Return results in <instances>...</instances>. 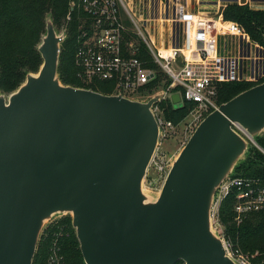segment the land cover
<instances>
[{
	"label": "water",
	"instance_id": "obj_1",
	"mask_svg": "<svg viewBox=\"0 0 264 264\" xmlns=\"http://www.w3.org/2000/svg\"><path fill=\"white\" fill-rule=\"evenodd\" d=\"M65 40L47 15L38 72L0 92V264H32L56 215L71 217L85 264H235L212 211L218 187L264 132V83L203 119L151 197L143 190L159 142L151 108L163 95L142 102L63 85ZM171 102L180 107L178 94Z\"/></svg>",
	"mask_w": 264,
	"mask_h": 264
},
{
	"label": "built area",
	"instance_id": "obj_2",
	"mask_svg": "<svg viewBox=\"0 0 264 264\" xmlns=\"http://www.w3.org/2000/svg\"><path fill=\"white\" fill-rule=\"evenodd\" d=\"M133 1H71L62 28L67 38L73 12L77 11L73 63L75 77L81 84L111 83L110 95L142 102L158 94L163 95L160 101H171V96L178 94L180 105L183 101L193 104L188 116L178 125L165 120L157 104L151 108L159 128V142L146 176L150 184L159 183L160 189L171 160L159 151L162 142L175 137L183 125V132L190 137L203 119L220 106L217 91L221 84L245 82L256 86L264 83V48L253 42L239 24L223 18L227 4L264 11V0H245L243 4L240 0H212L206 4L208 6L195 0L197 10L190 8L188 0H138L141 18L137 21ZM206 8L215 9L211 12ZM220 8L222 12L218 15ZM125 19L135 30L127 26ZM137 22H142L148 39ZM154 24L159 25L157 38L151 33ZM142 50L149 58L139 57ZM178 57L180 65L176 62ZM153 65L165 76L155 88L152 84L157 73ZM166 81L169 84L164 86ZM232 128L249 141L242 128L237 125ZM232 193L235 223L264 209V185L256 179L231 175L216 191L212 218L218 219L221 203ZM220 237L227 256L235 264H251L253 256L234 250L231 242ZM47 263L62 264L56 248Z\"/></svg>",
	"mask_w": 264,
	"mask_h": 264
},
{
	"label": "trees",
	"instance_id": "obj_3",
	"mask_svg": "<svg viewBox=\"0 0 264 264\" xmlns=\"http://www.w3.org/2000/svg\"><path fill=\"white\" fill-rule=\"evenodd\" d=\"M76 0H0V92L6 95L14 92L24 81L28 73L36 74L42 64L37 46L45 31V18L51 15L54 26H62L69 12V3ZM69 23L68 36L61 45L58 75L60 82L66 86L90 89L104 95H110L113 85L97 82L93 86L81 84L75 77L74 40L77 32V11L73 12ZM223 18L239 24L250 36L253 42L264 48V11L251 10L247 5L227 4ZM22 30L21 36L11 37L12 29ZM139 57L149 58L142 50ZM152 68L157 73V79L152 84L155 88L165 80L164 74L155 65ZM166 81L164 86H167ZM253 87L251 83L234 82L221 84L217 91L219 105L229 101L238 94ZM179 91V89H176ZM165 120L174 125L180 124L188 116L193 104L183 101L180 107L174 106L170 100L157 103ZM263 146L264 139L256 140ZM232 176L256 179L264 185V155L254 146H250L245 159L240 162ZM235 196L232 193L218 209V221L225 226L226 240L231 242L234 250L249 255L251 264H264V209L250 214L240 225L234 221L233 206ZM56 248L62 264H85L79 250V244L71 225V217L66 216L56 223H50L37 243L32 264H48L49 255ZM176 264H184L178 261Z\"/></svg>",
	"mask_w": 264,
	"mask_h": 264
},
{
	"label": "rangeland",
	"instance_id": "obj_4",
	"mask_svg": "<svg viewBox=\"0 0 264 264\" xmlns=\"http://www.w3.org/2000/svg\"><path fill=\"white\" fill-rule=\"evenodd\" d=\"M189 1V5H190V8L192 10L195 9L196 7V10H197V4L195 2V0H188ZM212 0H199L200 3H202V6H208L206 4H208V2H210ZM199 3V4H200ZM133 4H134V10H135V20H140V14L139 13V4H138V0H134L133 1ZM215 8H212V9H209V8H206V10H210L211 12L214 11ZM201 11V9H200ZM143 14V13H142ZM125 23L127 24L128 27H130L131 29L135 30V27L133 24L129 23L126 19H125ZM139 24V26H141L140 30L143 34V36L148 39V36L147 34L145 33L143 27H142V22H137ZM55 29L58 31V32H63V28L62 26H55ZM152 35L155 36L156 38L158 37V33H159V25L158 24H154V28H153V31H151ZM8 35L11 36V37H14V36H21L22 35V30L16 28V29H12L8 32ZM185 129V126H181L179 132L177 133V135L175 137H172L171 139L169 140H166V141H163L162 144L159 146V151L164 153L167 158H174L176 157L179 152L181 151V149L184 147V145L187 143L188 141V137H189V133H185L183 132V130ZM259 139H264V132L262 133V135L260 137H258L256 140H259ZM256 140H254V147H256L263 155H264V149H263V146L262 145H259L256 143ZM252 144V143H251ZM243 161V160H242ZM241 161V162H242ZM241 166V164H238V168L236 169V171L238 170V173L242 172L243 171V168L239 170V167ZM159 183H157L156 185L155 184H150L149 182V176L147 177L146 176V179L143 183V190L145 193H147L149 196L151 197H155L159 191ZM66 216H63V215H56L54 216L50 222H48L45 227L43 228L41 234L43 233V231L45 230V228L52 222V223H56L58 222L59 220L65 218ZM246 219V218H245ZM244 219V220H245ZM243 220V221H244ZM242 221V222H243ZM241 222V223H242ZM241 223H235L237 226L240 225ZM213 229L214 231H216L217 233H219L223 238L226 239V236H225V226H223L222 224H220V222L218 221V219H216L215 217L213 218ZM41 234H40V238H41ZM245 255V254H243ZM246 256H249V255H246ZM253 257L256 256V254L252 255ZM250 257V256H249ZM252 259H250V262H251Z\"/></svg>",
	"mask_w": 264,
	"mask_h": 264
}]
</instances>
